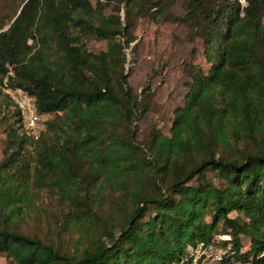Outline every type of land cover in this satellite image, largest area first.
Instances as JSON below:
<instances>
[{
	"label": "trees",
	"instance_id": "trees-1",
	"mask_svg": "<svg viewBox=\"0 0 264 264\" xmlns=\"http://www.w3.org/2000/svg\"><path fill=\"white\" fill-rule=\"evenodd\" d=\"M181 2L184 15L172 12ZM25 0L0 32V84L49 115L38 139L18 110L0 162V256L15 264H191L214 234L264 264V0ZM123 9L124 17L120 16ZM138 19L182 25L202 43L205 72L188 63L187 93L165 135L138 122L124 48ZM90 41L105 42L94 53ZM2 90V86H1ZM21 131V132H20ZM55 194L71 226L93 233L79 254L59 251L19 222L38 194ZM244 243L249 246L245 247Z\"/></svg>",
	"mask_w": 264,
	"mask_h": 264
},
{
	"label": "rangeland",
	"instance_id": "rangeland-1",
	"mask_svg": "<svg viewBox=\"0 0 264 264\" xmlns=\"http://www.w3.org/2000/svg\"><path fill=\"white\" fill-rule=\"evenodd\" d=\"M25 0H0V32L10 26L14 15ZM61 1V0H59ZM245 5L244 0H238ZM95 5V0H91ZM172 12L183 16L184 11L180 1L172 7ZM123 19V9L120 11ZM135 41L124 48L126 63L125 73L129 75V85L140 93L145 85H149L154 94L153 100L157 107L148 113L137 124L140 139L147 134L149 125L156 124L165 135H169L174 111L183 106L189 80L184 72L188 63L200 66L205 72L208 64L202 54V43L196 40L194 44L188 41L187 29L178 24H154L149 19H138L133 31ZM88 50L98 53L106 49L105 42L90 41ZM0 84V162L5 149V130L14 124L15 109L4 97ZM21 132V131H20ZM36 209L24 216L19 222L24 232L38 235L53 248L69 254H79L85 248L92 246L93 233L84 225L71 226L69 210L60 203L57 196L50 192L38 194L35 201ZM248 247V243H244ZM6 256H0V264H15Z\"/></svg>",
	"mask_w": 264,
	"mask_h": 264
},
{
	"label": "built area",
	"instance_id": "built-area-1",
	"mask_svg": "<svg viewBox=\"0 0 264 264\" xmlns=\"http://www.w3.org/2000/svg\"><path fill=\"white\" fill-rule=\"evenodd\" d=\"M9 77H14V72L11 68H9L7 76L3 80L2 91L18 110L24 133L30 138L38 139L46 130L49 115L38 113L34 98L25 91L9 87ZM228 240V236L214 234L206 245H200L192 250L191 264H254L250 260L240 258V252H244V248L237 251L231 244H222ZM260 257H264V252Z\"/></svg>",
	"mask_w": 264,
	"mask_h": 264
}]
</instances>
